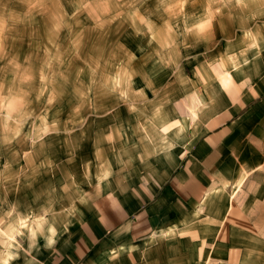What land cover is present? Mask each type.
<instances>
[{
	"label": "crops",
	"instance_id": "1",
	"mask_svg": "<svg viewBox=\"0 0 264 264\" xmlns=\"http://www.w3.org/2000/svg\"><path fill=\"white\" fill-rule=\"evenodd\" d=\"M224 1L184 13L148 105L101 124L99 182L19 264H264V0Z\"/></svg>",
	"mask_w": 264,
	"mask_h": 264
},
{
	"label": "rangeland",
	"instance_id": "2",
	"mask_svg": "<svg viewBox=\"0 0 264 264\" xmlns=\"http://www.w3.org/2000/svg\"><path fill=\"white\" fill-rule=\"evenodd\" d=\"M224 2L0 0V264H19L99 182L101 124L148 105L184 13Z\"/></svg>",
	"mask_w": 264,
	"mask_h": 264
}]
</instances>
